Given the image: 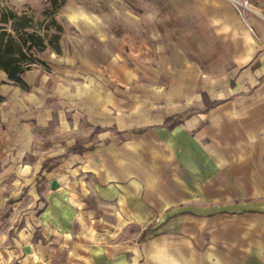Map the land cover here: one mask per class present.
<instances>
[{"label": "crops", "instance_id": "1", "mask_svg": "<svg viewBox=\"0 0 264 264\" xmlns=\"http://www.w3.org/2000/svg\"><path fill=\"white\" fill-rule=\"evenodd\" d=\"M178 7L216 42L208 61L216 66L195 73L191 92L168 93L156 119L105 125L93 103L81 142L94 146L49 170L42 166L57 151L41 145L58 100L50 64L37 55L42 62L22 75L27 88L0 69V236L24 261L264 264V0H248L243 14L234 0ZM127 128L140 130L124 157L114 138L121 146ZM141 147L145 163L160 160L156 169L138 168ZM145 229L154 231L138 239Z\"/></svg>", "mask_w": 264, "mask_h": 264}, {"label": "rangeland", "instance_id": "2", "mask_svg": "<svg viewBox=\"0 0 264 264\" xmlns=\"http://www.w3.org/2000/svg\"><path fill=\"white\" fill-rule=\"evenodd\" d=\"M61 1L0 0V18L3 12L9 16L6 24L0 19V26L8 30L14 21L27 22L50 36L58 31L53 18L62 26L61 52L47 46L37 54L50 64L58 91L56 120L47 132L50 138L46 134L41 145V151H57L48 164L72 152L70 139L78 138L76 143L86 147L81 138L90 130L87 117L94 111L93 103L103 105L105 125L113 120L123 126L156 119L166 107L168 93L185 87L191 92L194 77L216 66L208 63L216 54V42L204 25L184 15L186 9L178 7L183 0H65L59 6ZM258 102L264 104V97L258 96ZM139 130H123L121 146L114 138L122 156L127 157L128 145L137 142L128 135ZM103 140L112 149L113 134ZM141 149L138 168L156 169L160 160L145 163L148 157ZM15 247V241L4 246L0 236V264H43L33 256L24 261Z\"/></svg>", "mask_w": 264, "mask_h": 264}, {"label": "trees", "instance_id": "3", "mask_svg": "<svg viewBox=\"0 0 264 264\" xmlns=\"http://www.w3.org/2000/svg\"><path fill=\"white\" fill-rule=\"evenodd\" d=\"M65 0H62L59 4L62 5ZM12 16H15L14 14ZM15 20H18L17 18ZM9 21V16L6 12L1 14V22L6 24ZM53 24H55L58 30L52 33L50 36L47 31L42 34L33 29L27 22L17 23L14 21L11 25V30H8L6 26H0V69L6 71L10 81L14 84H18L24 88H27V83L24 81L23 73L30 69L34 63H41V59L37 56L47 46L52 47L57 53L61 52V31L62 26L53 18ZM205 96V95H204ZM1 99V97H0ZM187 114L186 116H189ZM184 115H174L166 118V122H169V127H174L180 124L184 120ZM91 149L90 147H83L80 143H76L69 147L68 151L83 152L84 150ZM53 157L47 158L44 162L42 169H51L55 164H48V160ZM154 229H145L139 237L143 240L147 235L152 233Z\"/></svg>", "mask_w": 264, "mask_h": 264}, {"label": "built area", "instance_id": "4", "mask_svg": "<svg viewBox=\"0 0 264 264\" xmlns=\"http://www.w3.org/2000/svg\"><path fill=\"white\" fill-rule=\"evenodd\" d=\"M238 11L243 14L244 8L248 7V0H234Z\"/></svg>", "mask_w": 264, "mask_h": 264}]
</instances>
